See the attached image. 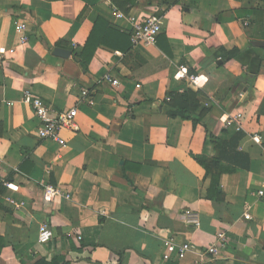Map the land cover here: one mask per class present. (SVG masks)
<instances>
[{
	"label": "crops",
	"instance_id": "1",
	"mask_svg": "<svg viewBox=\"0 0 264 264\" xmlns=\"http://www.w3.org/2000/svg\"><path fill=\"white\" fill-rule=\"evenodd\" d=\"M168 2L137 0L116 19L112 0H0V264H264V196L256 195L264 191V0ZM159 10L155 44L133 46L129 18ZM97 19L98 34L113 28L112 49L98 47L84 70L74 55ZM16 20L27 24L25 44ZM56 48L70 55L56 57ZM81 88L92 106L78 103ZM25 90L53 112L76 107L73 129L60 132L64 148L37 137ZM188 90L209 104L197 124L168 114L166 98ZM237 113L239 130L222 123ZM216 142L233 148L226 162L248 158L247 169L220 176L222 200L192 158L216 157ZM46 185L69 198L45 202ZM185 211L198 215V228L185 224ZM42 225L53 235L47 244L37 241ZM218 232L224 248L205 254ZM167 243L191 249L164 261Z\"/></svg>",
	"mask_w": 264,
	"mask_h": 264
},
{
	"label": "built area",
	"instance_id": "2",
	"mask_svg": "<svg viewBox=\"0 0 264 264\" xmlns=\"http://www.w3.org/2000/svg\"><path fill=\"white\" fill-rule=\"evenodd\" d=\"M260 1V0H259ZM263 1V0H261ZM113 13L116 19L124 18V15L118 11L115 7L113 8ZM161 15H158L157 12L150 14L147 17L142 19L135 20L134 18H129L131 23V33H130V43L133 46L144 45V46H152L155 44L157 37L162 31L161 25ZM244 26H247V23H244ZM14 29L17 34H21L19 42L21 44H25L28 41V37L24 35L27 29V24L24 21L16 20L14 23ZM13 53V51H10ZM5 51L0 49V56L4 57ZM179 72L182 78L186 79V83L190 88H199L198 76H187V72L184 66H179ZM104 82H110L112 85H116L115 80H111V78L106 75L103 78ZM170 101V97L166 98V102ZM22 102L28 106H30L34 112L35 117L39 120L40 126L37 129L36 135L40 140H50L56 142L61 148L66 146L65 141L61 138L60 132L64 128L73 129L74 121L77 115L76 107L70 108L61 112H53L46 103L38 96L33 94L30 90H25L22 95ZM78 103H86L88 106L93 105V101L89 94V91L85 88L80 89V94L78 97ZM205 108H209L208 103H204ZM242 119V115L237 113L235 116L231 118H226L222 123L227 124L230 122H235L237 130L240 129V121ZM251 141L259 144L261 142V137L259 135H253L251 137ZM6 185V184H5ZM10 185H7L9 187ZM257 196L263 197L264 191H258L256 193ZM64 197L66 199L69 196L65 193H62V190L56 188L51 185H46L43 188V200L45 202H52L56 198ZM247 210V207H246ZM185 224L189 227L198 228L199 227V218L198 215L192 211H185L184 214ZM244 219L249 220V214H244ZM52 232L46 226L42 225L39 228L38 233V243L39 244H47L52 239ZM225 246V235L222 232H218L216 234L215 243L206 248L205 254L211 255L213 257H217ZM191 249V245L189 243L182 244L180 246H176L174 244H166V253L163 257L164 261L170 260V257L173 253H175L176 258L178 260H182L185 257V254Z\"/></svg>",
	"mask_w": 264,
	"mask_h": 264
},
{
	"label": "trees",
	"instance_id": "3",
	"mask_svg": "<svg viewBox=\"0 0 264 264\" xmlns=\"http://www.w3.org/2000/svg\"><path fill=\"white\" fill-rule=\"evenodd\" d=\"M137 0H112L113 6L121 11L124 14H127L130 9L135 5ZM161 6L169 7L172 3L168 2V0H155ZM158 15L162 14V10L157 12ZM103 22L100 19H97L94 24V29L87 39L84 47L82 48L80 54L75 58L78 59L81 67L84 70H87V64L91 59L93 53L98 47H104L107 49H112V46L109 44L110 37L113 36L111 33L114 31L112 27L107 26V31H102L99 33V28L102 26ZM104 32V33H103ZM111 34V36H110ZM237 54L236 52H231L230 55ZM229 55V56H230ZM237 80H235L236 82ZM245 81L250 84L251 79L249 76L245 78ZM170 101H168L169 111L168 114L171 117H179L182 120H191L194 124L200 122V120L204 117V115L208 112L209 108H205L202 103H200L199 95L191 92L185 91L183 93L172 94L169 96ZM239 138V137H237ZM214 149L217 152L216 157L207 158L202 155H193L192 158L204 169L205 175L211 177V185L212 188L216 192L217 200H222L223 195L219 192V178L222 174L231 173L236 171V169H247L243 163L248 162V158L239 154L236 158H242V161H238L235 159L234 161L227 160V150H232L233 148L229 147L228 143L225 142H216L214 143ZM244 160V161H243ZM234 166H231V165ZM3 191V184L0 183V194ZM3 241L0 239V252L2 251ZM35 264H47L45 260L41 259L37 261Z\"/></svg>",
	"mask_w": 264,
	"mask_h": 264
},
{
	"label": "water",
	"instance_id": "4",
	"mask_svg": "<svg viewBox=\"0 0 264 264\" xmlns=\"http://www.w3.org/2000/svg\"><path fill=\"white\" fill-rule=\"evenodd\" d=\"M253 45L258 46V45H262V44H258V43H254ZM53 55L59 58H67L70 55L69 51L60 49V48H56L53 51Z\"/></svg>",
	"mask_w": 264,
	"mask_h": 264
}]
</instances>
